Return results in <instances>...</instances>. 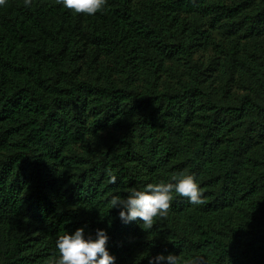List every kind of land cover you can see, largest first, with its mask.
Listing matches in <instances>:
<instances>
[{
    "label": "trees",
    "instance_id": "obj_1",
    "mask_svg": "<svg viewBox=\"0 0 264 264\" xmlns=\"http://www.w3.org/2000/svg\"><path fill=\"white\" fill-rule=\"evenodd\" d=\"M180 172L203 204L173 192L146 231L110 209ZM81 227L115 264H264V0L0 6V264Z\"/></svg>",
    "mask_w": 264,
    "mask_h": 264
},
{
    "label": "clouds",
    "instance_id": "obj_2",
    "mask_svg": "<svg viewBox=\"0 0 264 264\" xmlns=\"http://www.w3.org/2000/svg\"><path fill=\"white\" fill-rule=\"evenodd\" d=\"M64 8L77 14L95 15L102 11L107 0H58ZM32 0H24L25 6H30ZM6 0H0L4 6ZM173 182L148 183L142 190L133 189L126 196L113 195L109 201L110 209H119V218L127 223L139 219L144 231L153 228L156 217H166L173 199L172 193L186 197L189 203L201 205L204 203L203 190L199 187L192 174L187 172L172 175ZM110 182L115 183L112 175ZM108 237L103 229L95 230V239L85 234L84 228H77L74 232H65L56 240L59 259L54 264H115V257L109 254L106 244ZM179 257L172 253L167 256L157 254L149 258L148 264H178ZM185 264H195V260Z\"/></svg>",
    "mask_w": 264,
    "mask_h": 264
}]
</instances>
